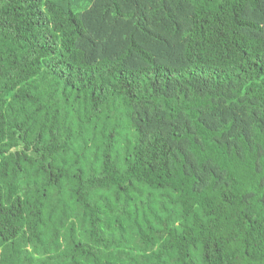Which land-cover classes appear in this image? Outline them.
Returning <instances> with one entry per match:
<instances>
[{
  "label": "trees",
  "instance_id": "trees-1",
  "mask_svg": "<svg viewBox=\"0 0 264 264\" xmlns=\"http://www.w3.org/2000/svg\"><path fill=\"white\" fill-rule=\"evenodd\" d=\"M0 264H264V0H0Z\"/></svg>",
  "mask_w": 264,
  "mask_h": 264
}]
</instances>
